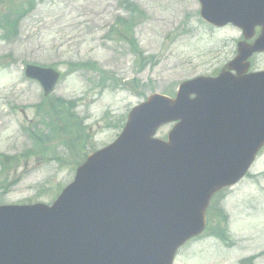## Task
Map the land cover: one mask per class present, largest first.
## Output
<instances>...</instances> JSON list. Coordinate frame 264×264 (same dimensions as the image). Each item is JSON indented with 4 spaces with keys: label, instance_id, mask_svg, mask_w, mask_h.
I'll return each mask as SVG.
<instances>
[{
    "label": "rangeland",
    "instance_id": "rangeland-1",
    "mask_svg": "<svg viewBox=\"0 0 264 264\" xmlns=\"http://www.w3.org/2000/svg\"><path fill=\"white\" fill-rule=\"evenodd\" d=\"M130 3L143 12L133 28L138 47L132 46L118 19L126 17ZM199 9L198 0H47L36 16L18 24L16 35L2 37L0 204L51 203L73 179L76 165L69 161H76L75 153L82 159V145L85 153L106 146L120 132L121 120L124 124L130 109L146 96L176 92L180 82L212 75L231 60L241 31L231 24L211 27ZM140 50L154 56V63L142 70ZM28 64L61 72L48 97L38 82L25 77ZM251 64L254 70H264V54L255 55ZM133 79L140 81L145 96L130 85L121 86ZM66 100L76 101L63 111H75L85 121L78 137L86 143L71 136L79 120L67 123L65 115L57 113ZM51 110L55 120L50 119ZM42 120L54 122L49 128ZM172 126L160 128L156 137L165 139ZM251 169L216 199L206 235L184 246L175 264H240L249 256L256 257L254 264H264V150ZM224 231L232 240L217 238Z\"/></svg>",
    "mask_w": 264,
    "mask_h": 264
},
{
    "label": "water",
    "instance_id": "water-1",
    "mask_svg": "<svg viewBox=\"0 0 264 264\" xmlns=\"http://www.w3.org/2000/svg\"><path fill=\"white\" fill-rule=\"evenodd\" d=\"M200 1L206 20L232 22L246 38L262 27L228 63L237 76L183 82L175 99L150 96L53 206H0V264H171L204 229L212 195L238 181L264 145V72L245 74L246 60L264 51V0ZM26 76L48 95L59 73L28 65ZM169 121L178 123L168 141L153 139Z\"/></svg>",
    "mask_w": 264,
    "mask_h": 264
},
{
    "label": "trees",
    "instance_id": "trees-1",
    "mask_svg": "<svg viewBox=\"0 0 264 264\" xmlns=\"http://www.w3.org/2000/svg\"><path fill=\"white\" fill-rule=\"evenodd\" d=\"M45 1L46 0H0V36L7 40L9 37L16 35L18 24L29 15L35 14L39 5ZM129 9L131 12L130 16L126 19L119 18V21L122 22L124 32L130 34L133 46L135 47L134 39L132 38L133 28L143 17V12L133 3H130ZM61 103L63 104V102ZM52 111L53 110L50 111V119L55 120L56 118L53 113H51ZM57 113H63L66 122L70 119V115L65 111H59ZM42 122L45 126L50 128L54 121L46 123V121L42 120Z\"/></svg>",
    "mask_w": 264,
    "mask_h": 264
},
{
    "label": "bare ground",
    "instance_id": "bare-ground-1",
    "mask_svg": "<svg viewBox=\"0 0 264 264\" xmlns=\"http://www.w3.org/2000/svg\"><path fill=\"white\" fill-rule=\"evenodd\" d=\"M261 54H264V52H262ZM182 249H183L182 247H181V248H178V249H177V253L182 252V251H181Z\"/></svg>",
    "mask_w": 264,
    "mask_h": 264
}]
</instances>
